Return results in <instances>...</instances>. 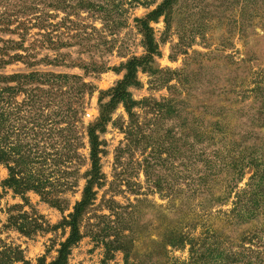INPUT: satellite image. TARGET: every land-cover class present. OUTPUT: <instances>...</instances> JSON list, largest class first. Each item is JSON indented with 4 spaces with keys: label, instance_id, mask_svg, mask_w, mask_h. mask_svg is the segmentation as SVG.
Listing matches in <instances>:
<instances>
[{
    "label": "rangeland",
    "instance_id": "1",
    "mask_svg": "<svg viewBox=\"0 0 264 264\" xmlns=\"http://www.w3.org/2000/svg\"><path fill=\"white\" fill-rule=\"evenodd\" d=\"M130 1L0 0V240L27 264L69 237L93 134L65 264H206L209 241L237 251L262 226L231 213L252 166L223 190L226 165L264 152V0H169L125 104L112 95L146 53L137 20L165 0ZM10 167L43 191L15 192Z\"/></svg>",
    "mask_w": 264,
    "mask_h": 264
},
{
    "label": "trees",
    "instance_id": "2",
    "mask_svg": "<svg viewBox=\"0 0 264 264\" xmlns=\"http://www.w3.org/2000/svg\"><path fill=\"white\" fill-rule=\"evenodd\" d=\"M153 0H131L129 3H139L148 5ZM169 0H165L161 5H159L155 10L150 12L146 19H139L138 27L140 32L143 35V43L145 46V55L141 58H132L126 64V74L124 80L119 83L112 95V101H123L125 104L132 103L129 97V94L126 92L123 87L126 85L132 84L135 79V73L137 67L142 65V62L152 61L157 52V45L154 42L152 37L151 29L148 26L147 20L151 18H157L164 11L163 8L168 4ZM109 5V4H108ZM110 6H114L112 3ZM91 144V177L92 179L88 180L87 185L83 192V198L80 202L76 203L73 213L70 215L71 220L69 225L71 227V232L67 240L61 243V247L58 251L57 258L47 264H65L67 260V255L69 253V247L71 244L77 241L78 239V230H77V220L80 216L83 208L88 204L89 200L93 193L91 192V184L95 179L97 173H99L98 166V150H97V137L93 134L90 136ZM2 154L0 151V161L2 160ZM230 163L225 167H231L233 170L228 172L229 178L226 182V186L223 190L224 197L229 193L231 194L235 185L233 183L242 180L244 175L243 170L245 167L252 166L254 168L249 181L245 184V187L240 191L235 192V201L233 202L234 208L231 210V213L242 217H252L255 215H261L263 217V223L259 230L254 231L252 236H244L242 244L238 245L239 249L237 251L224 250L217 251V248L214 246V243L208 242V249L206 248L207 254V263L206 264H264V152L259 154L252 151L245 156H242L239 162L236 164ZM10 179L6 180L5 183L14 188L15 192H23L25 190H35L43 191V186L39 184L40 179L29 176L25 182L22 181V178H18V171L14 167H10ZM231 173V174H230ZM21 181H20V180ZM10 182V183H9ZM210 196V200H217L211 192L213 190H207ZM210 240L214 239L212 234H208ZM207 239V237H206ZM2 243V241L0 240ZM246 243H248L246 245ZM194 253V248L191 250V254ZM192 256V255H191ZM23 262L27 264L24 260L22 251L15 247L8 246L6 244L0 245V264H18ZM40 264H46L40 262ZM196 264V262L194 263Z\"/></svg>",
    "mask_w": 264,
    "mask_h": 264
}]
</instances>
